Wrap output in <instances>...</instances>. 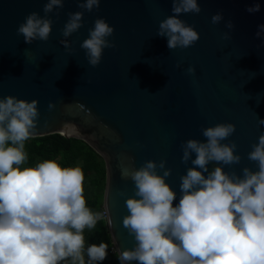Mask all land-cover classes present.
Listing matches in <instances>:
<instances>
[{
  "label": "water",
  "instance_id": "obj_1",
  "mask_svg": "<svg viewBox=\"0 0 264 264\" xmlns=\"http://www.w3.org/2000/svg\"><path fill=\"white\" fill-rule=\"evenodd\" d=\"M45 3L0 0V98L39 101L33 138L61 134L80 139L103 158L107 173L103 208H109L113 221L108 227L117 254L135 246L122 224L128 197L120 193L134 195L132 181L121 176L125 157L133 158L136 168L147 160H167L166 167L172 169L167 182L179 199L180 177L192 166L181 162V144L188 139L204 141L202 127L233 123L236 132L223 143L235 141L243 159L224 166L225 171L257 170L247 154L264 134V125L257 122L264 119V37H256L258 26L264 24V0H198L201 13L180 18L201 38L183 50H170L167 38L156 35L159 22L173 14L172 0H102L98 10L85 12L83 27L68 38L72 53L60 43L61 30L68 13L84 11L77 0H66L59 16L56 11L49 14L54 21L49 41L27 44L17 34L30 13L45 15ZM256 3L260 11L249 13L246 9ZM217 13L224 19L214 25L211 18ZM97 18L114 26L108 39L116 47L106 48L101 64L92 67L80 45ZM229 20L233 30L226 27ZM189 67H195L194 75L188 74ZM50 102L56 104L52 111ZM65 123L73 124L79 136L69 137ZM215 166L212 163L209 169Z\"/></svg>",
  "mask_w": 264,
  "mask_h": 264
},
{
  "label": "clouds",
  "instance_id": "obj_2",
  "mask_svg": "<svg viewBox=\"0 0 264 264\" xmlns=\"http://www.w3.org/2000/svg\"><path fill=\"white\" fill-rule=\"evenodd\" d=\"M65 2L46 0L45 15L30 13L17 34L27 44L49 41L54 23L49 14L56 11L59 16ZM77 2L84 11L68 13L61 30L60 43L69 53L75 50L68 38L83 27L85 12L98 10L102 0ZM246 10L259 12L260 4ZM201 11L198 0H172L173 14L159 22L156 35L167 38L170 50L194 46L200 33L180 16ZM223 19L217 13L211 22L218 25ZM226 27L233 30L235 25L229 20ZM258 27L259 39L264 37V24ZM114 32L106 19L94 21L89 37L80 45L90 66H99L104 50L116 47L108 39ZM230 38L229 32L224 33L225 40ZM195 71V67L187 69L188 74ZM38 104V100L12 95L0 98V264H102L108 245L86 247L84 231L94 229L101 220L112 227L113 221L109 208L93 212L87 206L83 170L62 167L55 160L24 166L28 161L25 142L37 132ZM55 108L54 102L48 104L49 111ZM257 122L264 125V119ZM64 128L69 137L80 134L71 123ZM235 132V124L218 123L201 128L204 141L188 139L181 144V162L192 166L180 177L179 199L167 182L172 175L167 160H147L139 168L131 157L122 160L121 176L134 185V195L120 193L128 197L122 224L135 246L119 251V264H264V134L247 154L257 170L243 167L238 174L224 167L243 159L235 141L223 143ZM212 163L216 166L210 170Z\"/></svg>",
  "mask_w": 264,
  "mask_h": 264
},
{
  "label": "trees",
  "instance_id": "obj_3",
  "mask_svg": "<svg viewBox=\"0 0 264 264\" xmlns=\"http://www.w3.org/2000/svg\"><path fill=\"white\" fill-rule=\"evenodd\" d=\"M28 161L25 167H34L44 160H55L62 167H80L85 175L84 195L87 206L93 212H103L106 189V166L100 157L87 143L61 134L31 138L25 142ZM86 247L92 244L108 245V256L102 264H119L109 227L105 220L98 221L94 229L84 231ZM87 260V256L85 257Z\"/></svg>",
  "mask_w": 264,
  "mask_h": 264
}]
</instances>
